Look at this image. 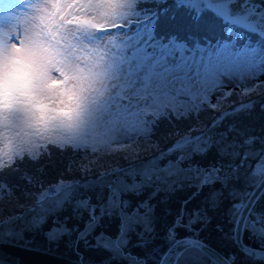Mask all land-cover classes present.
I'll use <instances>...</instances> for the list:
<instances>
[{
  "label": "rangeland",
  "instance_id": "1",
  "mask_svg": "<svg viewBox=\"0 0 264 264\" xmlns=\"http://www.w3.org/2000/svg\"><path fill=\"white\" fill-rule=\"evenodd\" d=\"M170 1L138 0L135 13L128 12L120 18V22L129 25L128 31L117 32L114 29L108 33L112 35L106 36L82 29L74 36L67 37L73 45L86 48L89 55L103 47V52H96V55L102 62L106 75L104 87L85 101L84 125L77 143L91 146V149H96L100 154L104 149L112 152L123 150L124 153L113 162L84 172L70 168L52 169L53 171L43 173L39 180L31 183L24 182L25 180H17L9 185L1 183L0 240L30 247L40 246L62 255H67L64 251L69 249L72 253L68 255L74 259L80 256L73 252L75 246L66 247L63 243H68L71 239L77 243L88 241L84 246L78 245V250L93 255L87 257L89 259L105 263L113 257L116 248L110 244L116 243L119 238L127 251L143 253L138 257L148 256L149 251L160 241L152 234L147 236L137 232V228L144 226L148 218L165 219L168 225L163 228V232L168 236V228L174 224L177 216L172 215V207L167 206L165 212L164 208L157 205L170 201L159 200L157 195L163 189L154 185L156 181L164 183L170 169H179V178L186 179V175L194 167L204 168V158L197 156L195 141L211 127L215 119L224 117L230 108L207 112L203 118L191 120L192 123L186 127L164 131L153 140L151 146H146L150 139L151 112L160 117L167 111L154 100L145 104L146 93L150 95L151 90H133L131 84L134 83L135 75L142 70L147 77L151 69L157 67L165 57H178V64L199 63L219 52L237 51L248 55L240 59L224 58L223 66L228 77L224 83L227 87L234 90L250 86L255 80L264 81V50L258 45H246L243 49L239 46V42H251L247 40L250 36H264V0H179L177 4L182 9L181 12ZM36 2L37 0H0V38L11 40L15 36L19 39L18 34L32 20L31 11ZM57 2L71 5L77 0ZM76 11L75 8H68L63 13L72 19V25L77 23L74 15ZM184 12L192 14L191 18ZM204 13L214 15L224 26L214 22L209 16L201 19V14ZM135 19L141 23L135 24ZM102 40L107 42L103 46L100 43ZM140 41L159 53L155 63H147L149 57L145 55V47H135ZM64 43L65 40L61 39L60 44ZM125 48L131 49L133 54L125 57ZM132 61H135L134 71L130 70ZM218 87V77L201 78L193 89L195 99L190 100L177 113L198 112L203 97ZM261 91L262 88L254 91L250 97L234 96V105L241 104L242 100L246 103L250 98L260 99ZM212 99L215 100V96ZM207 135L205 134L206 140L210 143L212 137ZM139 144L145 145L144 151H135ZM171 144L175 146L150 160L156 151ZM0 147H4L3 141H0ZM127 171L135 172L126 176L118 173ZM150 187L152 196L148 189ZM121 188L127 190L121 192ZM138 191L144 193L138 194ZM78 201L85 202L77 204ZM37 203H43V206L29 212ZM197 203V206L187 210L190 217L184 223L203 228L208 224H199L202 216L194 209L203 211L204 205H201V200ZM210 204L207 201L205 206ZM155 226L157 230L162 228L159 220ZM198 235L214 239L208 232H198ZM93 237L105 242L108 249L94 250L90 246L97 242ZM121 256L117 254L115 257L120 259L112 260L110 264H134L133 259H122ZM188 263L191 262L186 258L182 262Z\"/></svg>",
  "mask_w": 264,
  "mask_h": 264
},
{
  "label": "snow or ice",
  "instance_id": "2",
  "mask_svg": "<svg viewBox=\"0 0 264 264\" xmlns=\"http://www.w3.org/2000/svg\"><path fill=\"white\" fill-rule=\"evenodd\" d=\"M137 3L138 0H77L69 8L77 10L74 15L77 19L76 25L81 30L108 33L121 28L127 31L129 25L120 22V18L135 8ZM61 8L62 4L57 2L52 5L51 9L48 7L38 9L37 22L46 32H51L53 38L59 37V30L66 23L68 25L73 23L72 19L63 14L64 10L61 11ZM100 43L103 46L107 42L102 40ZM16 47L19 50L18 44ZM135 47L137 49L146 48L145 55L149 57L147 61L149 65L156 62L159 53L147 47L144 41L138 42ZM96 52L102 53L103 47L96 49ZM96 52L90 56L101 69L94 74L99 85L96 91H100L104 87L106 75ZM132 54L131 49L125 48V57ZM246 55L248 54L244 52L224 51L216 53L207 61L180 64H178V57H165L157 67L151 69L147 77L143 75L142 70L137 72L131 87L133 90L150 89L151 94L146 93L145 104L154 100L157 105L169 113V119H185L186 116H177L176 113L182 111L190 100L195 99L193 89L199 80L203 77L216 76L219 78V87L203 97L201 107L205 110L212 109V112L223 111L234 106V101L230 97L252 95L248 87L232 91L224 83L228 78L223 66L224 58L227 56L230 59H240ZM134 64L135 61L130 64L132 71L135 70ZM262 87H264V82L251 86L257 91ZM47 89V74L41 71L27 89H19L10 85L4 95L0 96V141L4 143V147H0V171L4 168L15 167L18 161L23 162L25 156L30 160H39L41 155L50 153L49 146L53 143L65 144L66 147L60 149L61 151L67 148L76 150L84 125L87 97L82 98L78 107L68 112L65 119L58 120L56 113H64L66 110L53 107L54 104L61 102L56 101ZM213 96L215 100L212 99ZM244 102L245 100H242V103ZM195 118L198 119L199 116L196 115ZM91 151L93 156L97 154L96 149Z\"/></svg>",
  "mask_w": 264,
  "mask_h": 264
},
{
  "label": "flooded vegetation",
  "instance_id": "3",
  "mask_svg": "<svg viewBox=\"0 0 264 264\" xmlns=\"http://www.w3.org/2000/svg\"><path fill=\"white\" fill-rule=\"evenodd\" d=\"M260 93V99L255 100L254 98L253 100H251L252 98H250L246 100V103H241L238 105L235 104L233 107L231 106L224 117L215 119L211 127L207 131H205L204 134L199 136L200 139L195 141V147H197L196 154L197 156H201L204 158V168L196 169V167H194V170L190 172H194L198 175V171H206L213 168V166H216L218 158L221 159V157L225 156V154L232 156L231 152L235 149L239 150L242 145V148L239 152L241 153L243 150H245L246 145L242 143L241 145H239L236 143V141L238 140V137L240 135H245V138H247L248 140H252V143L249 147L253 148L254 146L256 148V153H250L247 156L250 168L246 169L257 171L258 182L262 185V189L258 193L257 197L252 194V191L248 189L247 185L244 188L243 192H241V194L239 192L240 196L230 198L231 196L228 192L229 187L227 188V186H224V184L218 185L214 190L216 191V199H218L216 208L213 207L212 204H210L209 206H205L208 201V199H205V197H203L202 199L198 196L196 197V201L201 200V205H204L203 211L211 208L209 212L210 219H206L204 221L202 220V218L199 220V224L204 225V223H206L208 225L203 226V228H196L195 225L190 226L184 223V220L189 219L188 217H190L187 212L184 215V219H180L181 214L179 213L178 215H176L177 220L174 221V224L170 228H168V236H166L165 232H163V228L167 227L168 225L165 219H158L162 228H160V230H157L155 229V224L158 220L154 219V217L151 219L148 218L147 225H145L146 227L140 228V232H148V234L156 236V240L160 241H157V245L155 248H152L151 250L149 249L150 251L147 254L148 256L146 258L142 256L138 257V255H141L143 253L127 251L124 247H122V243L119 242L120 238L116 240V243H114L116 245L110 244V246H114L116 248H114L113 257L107 259L105 263H100L96 262V260L89 259L87 257L93 255H90L88 252L83 253L81 250H78V245L84 246L88 243V241L84 243H77L76 241H73L71 239L70 242L63 244L66 247L74 245L75 250L73 249V252L77 255H80L78 258L88 262L110 264V261L120 259L115 257L117 254H120L122 255V259H133L134 264H149V261L150 264H155L156 258H158L159 255L162 254L170 245L171 238H197L203 239V241L209 244L213 249H215L216 252L228 259L231 264H264V87L262 88V91ZM205 134H209L212 137L210 143L206 140V137L208 135L205 136ZM192 143H194V141ZM261 161H263V163ZM230 165L231 164H229V162H223L218 166L217 171H222V174L226 175L225 178H228V174H230V172L232 171ZM178 171L179 169L177 168L170 169L166 181H175L176 179L185 181L188 178V174H190L188 173L186 175V179H180L178 176ZM166 181H164V183ZM183 189L184 188L179 187V190ZM174 193L175 192H168L166 196L174 198ZM252 196H254V198ZM79 202L85 201H78L77 204H80ZM47 204H49V202H47ZM227 205H230L231 208L227 209ZM125 206L128 207V204H126ZM231 209L235 210L232 211ZM194 211H198L197 213H199L202 210L194 209ZM242 212L244 222L240 223L239 218ZM90 216L92 217V215ZM202 230L204 233L208 232L210 236H213L214 239H211L210 237L202 238L205 235H198V232H200V234L203 233ZM93 240L97 241L95 238ZM90 246L94 250L98 251L108 249V246H106V243L103 241H97L95 245L91 244ZM64 252V254L67 255L72 253V251L69 249ZM185 258L187 259V261L191 262L188 264H210L208 261L200 257V255L195 254L194 252L186 254L180 260V264H182Z\"/></svg>",
  "mask_w": 264,
  "mask_h": 264
},
{
  "label": "clouds",
  "instance_id": "4",
  "mask_svg": "<svg viewBox=\"0 0 264 264\" xmlns=\"http://www.w3.org/2000/svg\"><path fill=\"white\" fill-rule=\"evenodd\" d=\"M56 3L57 0H37L31 11L32 20L19 34V39L15 36L11 40L0 38V96L4 95L10 85L27 89L43 71L47 74V92L61 102L53 107L66 110L64 113H56V118L63 120L68 112L78 107L82 98L97 92L99 85L94 74L101 69L86 48L81 45L77 47L67 40V37L80 32L78 25H64L59 30V37L55 38L51 32L40 27L36 19L38 9H51ZM71 5L63 3L61 11ZM61 39L65 40L63 45L60 44ZM51 146L58 149L66 147L63 143H53Z\"/></svg>",
  "mask_w": 264,
  "mask_h": 264
},
{
  "label": "water",
  "instance_id": "5",
  "mask_svg": "<svg viewBox=\"0 0 264 264\" xmlns=\"http://www.w3.org/2000/svg\"><path fill=\"white\" fill-rule=\"evenodd\" d=\"M250 136V135H249ZM252 140L245 138V135H240L237 144L246 145L245 150L241 153L239 150H233L231 155L225 154V156L218 158L216 166L209 170L198 171L199 176L194 172L188 174V178L185 181L176 179L167 180L165 183H157L156 186H159L163 189L157 195L158 199H169L171 203L170 207L173 208L174 215L180 212V219H184L185 212L188 208L192 206H197L196 197L203 198L208 196V199L213 200L212 206L217 207L216 199V187L218 185L224 184L227 186L230 198L240 196L239 192H243L244 188L248 185V189L252 191V194L257 197L258 193L262 189L261 183L258 182L257 171L252 169H246L249 167L248 154L256 153V148H250ZM231 164L232 171L230 172L229 177L225 178L226 175L222 174V171H217L218 166L221 163ZM263 163V161H261ZM253 165V164H252ZM248 170V171H246ZM197 177V178H196ZM199 177V178H198ZM227 179V180H225ZM223 180V181H221ZM243 182V183H242ZM240 183V185H239ZM243 185H242V184ZM179 187L184 188L179 190ZM150 187V196H152V191ZM175 192V197L170 198L166 196L168 192ZM225 196V195H224ZM223 196V197H224ZM254 196H252L254 198ZM226 197V196H225ZM224 197V198H225ZM251 197V198H252ZM223 198V199H224ZM174 203V205L172 204ZM47 204V203H46ZM176 204V205H175ZM43 203L35 204L29 212H34L37 208H41ZM164 207L165 205L162 204ZM211 206V207H212ZM220 206V205H218ZM231 208L230 205H227V209ZM211 208L206 211L200 212L202 220L210 219L209 212ZM232 211L235 209H231ZM246 210V209H245ZM244 210V211H245ZM208 212V213H207ZM241 212V211H240ZM233 216V215H231ZM239 222H244L243 212L239 218ZM239 223V224H240ZM194 252L195 254L200 255L203 259L208 261L211 264H231V262L225 257L221 256L215 249H213L209 244L205 243L203 239H170V245L168 248L159 255L155 260V264H180V260L186 255ZM155 258V257H154ZM0 264H97L94 262H88L82 259H74L69 255H62L57 252H52L44 249L40 246H26L20 245L18 243H13L5 240H0Z\"/></svg>",
  "mask_w": 264,
  "mask_h": 264
},
{
  "label": "trees",
  "instance_id": "6",
  "mask_svg": "<svg viewBox=\"0 0 264 264\" xmlns=\"http://www.w3.org/2000/svg\"><path fill=\"white\" fill-rule=\"evenodd\" d=\"M174 4V7L177 11H182V9L178 6L177 2L171 0ZM179 7V8H178ZM180 9V10H179ZM139 11V10H138ZM131 13H135L134 8L130 11ZM188 18H191L190 13L184 12ZM137 15V14H134ZM143 16V15H142ZM144 18V17H143ZM137 20L141 23L140 20ZM207 112H211L208 110H204L202 112L196 114H182L186 116L185 119H169L165 118L160 121L161 125L157 128L155 134L152 135V142L160 133L164 131H169L170 129L176 130L181 129L183 126L186 127L187 125L191 124V120L197 121L203 118ZM196 115L199 118H195ZM149 146L150 139L148 140ZM51 151L48 155H41L39 160H30L27 156H25L23 162L18 161L17 165L12 168H4L3 171H0V184L6 182V184H10L17 180H25L24 182L31 183L32 181L39 180L43 173L49 172V170L53 171L52 169H67L70 168L74 171L84 172L86 170H92L97 167H102L104 164H108L113 162L114 159L119 158L124 151L115 152L106 154L104 156L99 155V151L95 156L92 155L91 146H86L84 143H77V148L74 151L72 148H67L64 151H61L58 148L49 146ZM144 147V146H143ZM137 149V151H144V148ZM173 147L167 146L165 148H161L158 151H154L155 153L150 157V160L158 156L160 153L165 152L166 150ZM155 149V148H154ZM136 153V152H132ZM87 155H90L87 157ZM134 155V154H131ZM95 159L94 161L90 162L91 160Z\"/></svg>",
  "mask_w": 264,
  "mask_h": 264
}]
</instances>
